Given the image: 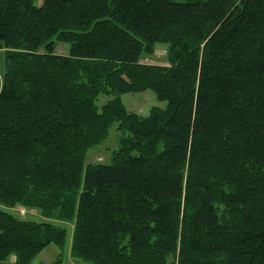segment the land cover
Returning <instances> with one entry per match:
<instances>
[{"label": "trees", "instance_id": "16d2710c", "mask_svg": "<svg viewBox=\"0 0 264 264\" xmlns=\"http://www.w3.org/2000/svg\"><path fill=\"white\" fill-rule=\"evenodd\" d=\"M70 236L84 264H264V0H0V264Z\"/></svg>", "mask_w": 264, "mask_h": 264}, {"label": "rangeland", "instance_id": "374dc122", "mask_svg": "<svg viewBox=\"0 0 264 264\" xmlns=\"http://www.w3.org/2000/svg\"><path fill=\"white\" fill-rule=\"evenodd\" d=\"M41 1V0H40ZM177 2H185L187 0H174ZM59 54L67 53V45H59L57 48ZM142 63L146 64H156L165 65L167 63L166 48L157 47L155 53L152 56H146L142 59ZM112 97L108 95H101L99 97V104L106 103ZM122 102L126 106L128 111L135 112L139 115L146 116L149 114L150 109L153 106L165 107L166 102L159 101L156 94L152 90H147L138 93H125L121 96ZM119 136L120 133L117 131V125H114L108 138L100 144L97 148L92 149L88 152L87 162H107L109 161V151H112L119 146ZM108 149V150H107ZM11 211L23 218L31 220H45L39 211L34 209H27L24 207H17L11 209ZM57 222L58 221H54ZM69 228L73 226L68 225ZM71 236L69 238L68 245L65 249L61 250L55 245L48 246L44 251H42L32 264H84L70 255V245ZM14 260V258H12Z\"/></svg>", "mask_w": 264, "mask_h": 264}]
</instances>
